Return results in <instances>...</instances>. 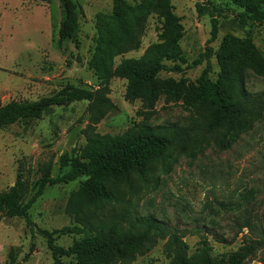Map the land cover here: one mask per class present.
Segmentation results:
<instances>
[{
  "label": "rangeland",
  "instance_id": "374dc122",
  "mask_svg": "<svg viewBox=\"0 0 264 264\" xmlns=\"http://www.w3.org/2000/svg\"><path fill=\"white\" fill-rule=\"evenodd\" d=\"M79 13L76 46L73 41L57 40L58 24L63 16L57 0H0V106L10 101H31L49 95L65 83L98 88L102 81L89 66L96 44L97 24L113 11V0H74ZM129 3L140 0H126ZM223 7L218 17V32L210 41L211 20L207 13L199 14L197 4L205 0H171L172 11L182 25L179 41L185 63L181 71L162 70L158 78L181 83L188 87L196 83L205 61L193 65V60L207 46L217 50L226 35L250 38L264 62V22L247 26L240 23L232 3L210 0ZM109 19V18H108ZM110 22V20H108ZM102 22V21H101ZM162 27L157 13L147 14L135 27L134 38L123 44L113 57V67L124 58L140 57L152 43L162 40ZM211 77L218 78L220 67L215 54L210 56ZM173 61H166L170 67ZM246 93L264 94V73L246 70L242 77ZM127 81L113 76L109 79L108 96L114 108L95 125L100 133L119 134L137 122L170 125L175 129V143L152 162L146 178L132 190L121 192L122 202L110 208L133 220L136 214L152 213L181 229L203 225L210 216L209 205L215 198H230L243 189L257 188V206L264 214V97L263 115L254 121L235 144L219 150L214 135L206 132L205 112L190 104L184 94L171 96L162 89L157 100L148 105L142 97H126ZM87 103L78 101L47 110L40 119H25L0 129V191L15 180L20 162L31 173L30 183L38 180L36 170L41 163L52 164V176L58 175V158L83 145V129L89 122ZM84 177L68 183L48 185L29 209L32 225L22 217L0 215V264H7L10 246L16 247L17 264H54L45 238L39 229L52 231L74 224L66 210V202ZM235 213L227 212L216 218L218 234L229 242H218L207 234L213 252L236 249L242 234L230 231ZM207 223V226H210ZM244 232H246L244 230ZM243 232V233H244ZM80 235H61L56 243L69 247ZM232 238V240H231ZM189 252L199 240L195 234L184 237ZM165 239L155 236L130 261L131 264H168L163 253ZM64 264L74 259L62 257ZM248 264H262L256 258Z\"/></svg>",
  "mask_w": 264,
  "mask_h": 264
},
{
  "label": "trees",
  "instance_id": "16d2710c",
  "mask_svg": "<svg viewBox=\"0 0 264 264\" xmlns=\"http://www.w3.org/2000/svg\"><path fill=\"white\" fill-rule=\"evenodd\" d=\"M57 1L63 13L57 28V40L59 43L70 40L78 46L77 4L74 0ZM225 1L239 10L235 14L240 23L253 26L264 22V0ZM113 5L107 19L97 24L95 50L89 61V66L102 81L101 86L89 88L65 83L55 92L36 100L10 101L0 106V129L21 120L40 119L52 107L78 101L87 103L89 114V122L83 129L85 142L59 156L58 175L52 176L50 162L41 163L36 168L40 173L38 180L30 183L25 176L31 173V168L20 162L12 185L0 191V215L22 217L30 228L33 223L29 209L46 186L84 177L65 205L74 224L52 231L38 230L46 240L54 264H64L63 256L73 258L72 264H131L130 261L141 253L153 236L165 239L163 253L168 264H248L254 258L264 264V214L258 210L257 188L243 189L227 199L215 198L206 213L209 220L190 230L171 225L152 213L136 214L133 220H129L123 213L110 212L111 207L122 202L121 192L132 190L138 182L145 180L152 162L175 143L176 134L170 125L143 121L132 124L119 134L98 133L96 123L114 108L107 86L111 77L126 79V97H142L148 105L157 100L162 89L169 96L184 94L188 103L205 112L204 130L214 135V144L221 151L229 149L255 120L261 118L264 97L263 93L251 96L243 88L242 77L246 70L264 73V62L250 38L226 35L217 50L207 46L192 63L196 65L205 61L196 83L184 87L181 83L158 78L162 70L181 71L177 62L185 63L179 43L183 28L172 11L171 0L134 3L113 0ZM222 8L210 0L197 4L199 14L210 16V41L217 36ZM151 12L157 13L160 19L162 40L150 44L140 57L124 58L113 67L114 55L123 44L131 43L135 27ZM213 54L220 67L217 79L210 75V56ZM166 61L174 64L167 67ZM230 211L235 217L229 230L233 236H243L236 249L214 253L207 234L218 242H229L218 234L216 218ZM207 223L211 225L207 226ZM188 233L199 238L193 252H189L184 240ZM71 234L80 237L69 247L56 243L59 236ZM7 255V264H17L15 246H10Z\"/></svg>",
  "mask_w": 264,
  "mask_h": 264
}]
</instances>
